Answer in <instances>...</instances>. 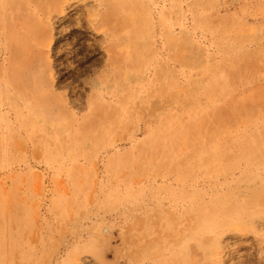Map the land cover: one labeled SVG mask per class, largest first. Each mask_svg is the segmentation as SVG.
<instances>
[{
  "label": "rangeland",
  "instance_id": "1",
  "mask_svg": "<svg viewBox=\"0 0 264 264\" xmlns=\"http://www.w3.org/2000/svg\"><path fill=\"white\" fill-rule=\"evenodd\" d=\"M0 264H264V0H0Z\"/></svg>",
  "mask_w": 264,
  "mask_h": 264
}]
</instances>
